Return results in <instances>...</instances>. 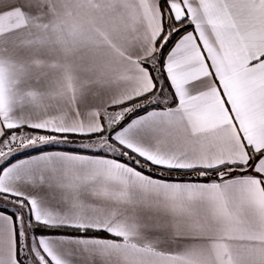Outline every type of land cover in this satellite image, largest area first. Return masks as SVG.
Returning <instances> with one entry per match:
<instances>
[{"label": "snow or ice", "instance_id": "1", "mask_svg": "<svg viewBox=\"0 0 264 264\" xmlns=\"http://www.w3.org/2000/svg\"><path fill=\"white\" fill-rule=\"evenodd\" d=\"M0 264H264V0H0Z\"/></svg>", "mask_w": 264, "mask_h": 264}]
</instances>
